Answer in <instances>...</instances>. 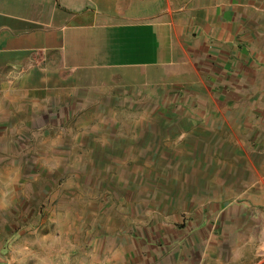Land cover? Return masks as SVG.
I'll use <instances>...</instances> for the list:
<instances>
[{
	"label": "crops",
	"instance_id": "0c3cea01",
	"mask_svg": "<svg viewBox=\"0 0 264 264\" xmlns=\"http://www.w3.org/2000/svg\"><path fill=\"white\" fill-rule=\"evenodd\" d=\"M144 102L167 113L187 171L212 173L227 196L263 187L264 0H0V252L4 235L30 233L5 229L8 214L91 170L106 145L64 136L71 107L118 123ZM149 245L138 259L173 264ZM118 252L119 264L135 254Z\"/></svg>",
	"mask_w": 264,
	"mask_h": 264
},
{
	"label": "rangeland",
	"instance_id": "374dc122",
	"mask_svg": "<svg viewBox=\"0 0 264 264\" xmlns=\"http://www.w3.org/2000/svg\"><path fill=\"white\" fill-rule=\"evenodd\" d=\"M174 1L178 9L193 0ZM71 109L64 136L80 132L86 146L94 137L106 145L97 149L91 170L65 171L55 195L49 191L20 204L16 212L23 215L16 218L8 214L5 229L30 233L15 243L4 235L2 259L9 264L92 259L119 264L122 248L135 253L125 257V264H156L155 257L148 262L137 257L139 244L150 243L156 253H173V264H264V186L240 184L227 196V188L205 180L212 173L187 171L189 158L180 154L173 123L151 102L125 108L127 118L118 123L97 122L86 107ZM136 116L142 117L139 122L131 119ZM102 153L108 155L100 163Z\"/></svg>",
	"mask_w": 264,
	"mask_h": 264
}]
</instances>
